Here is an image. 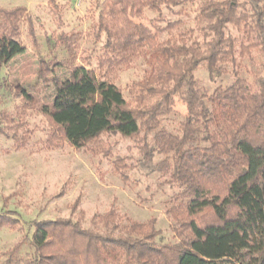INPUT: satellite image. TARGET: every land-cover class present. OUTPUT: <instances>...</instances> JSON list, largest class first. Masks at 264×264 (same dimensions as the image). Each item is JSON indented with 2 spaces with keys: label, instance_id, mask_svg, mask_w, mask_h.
Listing matches in <instances>:
<instances>
[{
  "label": "trees",
  "instance_id": "16d2710c",
  "mask_svg": "<svg viewBox=\"0 0 264 264\" xmlns=\"http://www.w3.org/2000/svg\"><path fill=\"white\" fill-rule=\"evenodd\" d=\"M188 1L105 0L99 13L98 29L106 37L99 64H128L150 53L153 66L139 84L150 95H161L155 104L130 107L106 73L73 65L68 80L54 79V104L43 110L53 128L46 140L49 146L67 141L79 149L113 132L139 139L149 160L156 153L170 155L171 182L178 192L166 213L178 240L157 248L151 243L153 234L139 236L134 223L121 230L112 213L100 217L105 233L70 219L40 220L33 222V234L27 238L32 256L17 254L25 243L21 240L2 264H264V77L254 88L238 77L209 93L194 75L202 62L212 76L221 73L223 64L235 62L238 40L225 29L239 23L240 0H205L199 5L203 43L173 38L158 43V33L177 24L164 29L155 22L153 32L135 22L145 8L173 11ZM249 1L255 4L264 50V7ZM27 14L24 6L0 8V68L27 49L21 37L23 20L29 21V34L35 38ZM52 73L41 60L40 77L47 80ZM175 95L187 108L178 133L158 126L159 117L171 113ZM14 139L26 145V137ZM5 225L14 224L0 214V227Z\"/></svg>",
  "mask_w": 264,
  "mask_h": 264
},
{
  "label": "rangeland",
  "instance_id": "374dc122",
  "mask_svg": "<svg viewBox=\"0 0 264 264\" xmlns=\"http://www.w3.org/2000/svg\"><path fill=\"white\" fill-rule=\"evenodd\" d=\"M104 1L0 0V8L26 7L35 34L31 37L29 21L23 20L21 37L27 49L0 68V214L14 224L0 227V264L21 240L25 243L17 254L32 256L34 249L27 238L33 234V222L40 220L70 219L105 233L100 217L112 213L121 230L134 223L139 236L153 234L151 243L157 248L165 249L178 240L166 213L178 192L171 182L170 155L156 153L149 160L141 152L139 139L113 132H105L79 149L67 141L56 146L46 143L53 128L43 110L54 104V79L68 80L70 66L85 65L106 73L123 91L130 107L149 108L161 97L150 95L139 84L153 66L150 53L134 57L128 64H99L106 41L98 29ZM204 1L189 0L173 11L145 8L135 22L153 32L155 22L164 29L177 24L159 32L158 43L172 38L203 43L198 12ZM255 2L264 7V0ZM254 6L249 0H240L239 25L228 24L225 29L226 35L238 40L235 62L223 64L221 73L214 76L206 62L194 71L209 93L230 86L238 77L254 88L264 77V50L258 40ZM41 60L53 72L47 80L40 77ZM173 98L171 113L159 117L158 126L178 133L187 108L181 97ZM16 136L26 137V145L21 146Z\"/></svg>",
  "mask_w": 264,
  "mask_h": 264
}]
</instances>
